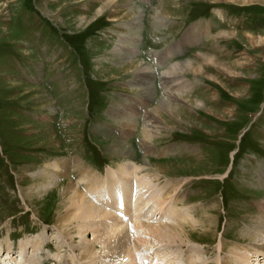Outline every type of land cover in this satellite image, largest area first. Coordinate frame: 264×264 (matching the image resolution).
I'll list each match as a JSON object with an SVG mask.
<instances>
[{
  "label": "rangeland",
  "instance_id": "rangeland-1",
  "mask_svg": "<svg viewBox=\"0 0 264 264\" xmlns=\"http://www.w3.org/2000/svg\"><path fill=\"white\" fill-rule=\"evenodd\" d=\"M105 1L0 0V263L91 264L80 254L89 244L95 264H264V0ZM164 91L178 96L172 112L159 108ZM61 161L151 181L140 216L121 221L123 260L93 242L109 218L82 236L61 226L68 180L87 193L76 167L30 193ZM105 202L100 211H116ZM139 224L182 239L158 243Z\"/></svg>",
  "mask_w": 264,
  "mask_h": 264
},
{
  "label": "bare ground",
  "instance_id": "bare-ground-1",
  "mask_svg": "<svg viewBox=\"0 0 264 264\" xmlns=\"http://www.w3.org/2000/svg\"><path fill=\"white\" fill-rule=\"evenodd\" d=\"M113 3H114V0H106L102 4L103 10L105 8L109 7L110 5H112ZM132 13H133L132 11H129L128 15L130 16ZM137 20H139V19H137ZM134 23H135L134 25L137 26V29L134 28L133 32H134V35L138 36L140 21H134ZM131 38H133V37H131ZM188 40L189 41H194V36L191 37L190 35H188L186 41H188ZM128 46L130 47L129 50H133L134 49L132 45L128 44ZM121 57H122V55H121ZM126 59L131 60V58H128V57ZM200 60L202 61L203 64H206V63L207 64H212V63H215V61H216L215 58L208 57V56H205V55H200ZM129 63H132V62L130 61ZM203 64H202V66H203ZM181 66L184 67V68L189 69L191 64H190V62H188V63L182 64ZM168 70L169 71H175V66L171 67ZM197 71H200V69H197ZM141 75H140L141 78H139V82L138 83L141 84V86L146 87L145 90H147V91H145L143 94H144L145 98L148 97L147 99L150 100L151 97H152V96H150L151 93H152V85H151L152 78L145 72L142 73ZM169 84H170V82H169ZM172 88H174V87H172ZM168 92H169V90H168ZM164 93H165L166 97H164V99L161 102H159V108L160 109L162 108V109H164V111H167V112L168 111L172 112L173 110L171 108V104L170 103L172 101L179 100L178 96L175 93H166L165 91H164ZM128 121H130L131 124H132L131 118L128 119ZM118 144L119 143H117V145ZM123 145L126 146V143L123 144ZM123 145H122V147H123ZM129 153L131 154V152H129ZM62 161L59 162L60 163L59 166L58 165H56V166L47 165V166H45L43 168V170L38 172L36 174V176L37 177H42L45 182H43L42 184H39V185L37 184L36 186H33V188H31V190H30V193L31 192H35V193H37V195H38L39 192H41L42 194L46 193V192L50 191V189H52L54 187L56 188L58 186V184H57L58 182L57 181H58L59 177L63 178L64 176H68V173H70V171H71L70 167H73L72 171H74V172L79 170V174L76 172L79 175V181H87V183H86L87 185L85 186L86 187L85 191L87 193L85 192L86 194H83L84 192L83 193L79 192L80 190H79V188L77 186L78 183L76 185L70 179L68 180V183H67L66 187H64V188L62 187L63 188L62 192H63V194L66 197H68L70 210H68L65 213V215L59 217V222L62 223L61 226L63 228H66L65 230H68L69 227L72 226V224H75L74 228H73L74 232H77V235L82 236L83 235V233H82L83 231L84 232L85 231L86 232L87 231L90 232V231H93L94 228L97 229L98 227L107 226L108 224L107 225H105L104 223L103 224H99L98 220L101 219V218L102 219L103 218H109L108 222L110 223V226H109L110 228H106V231L104 232L102 237L98 236V237L94 238L93 242L94 241L95 242L98 241L100 243V245L103 247L102 249H104L103 250L104 252H105V250L112 252L111 253V257H108V259L106 257V259L104 258L105 260L112 261L113 259H120V258H122V260H123L124 255H125L124 253H125V251H127V250H125L126 247H127V244H125L126 243V241H125L126 240V236H125V234H122V231H123L124 228H122L123 225H122L121 221H122V219L125 216H127L129 214L131 216H133V218L136 217V215L140 216V214H139V211H140L139 204L136 206V204L139 202V198L138 197H141V192L142 191L144 193L145 192H149L150 193L152 191L151 184L149 183L151 181H147L148 179L144 180L142 178L137 177L138 168L131 169L132 167L130 168L129 166H128V168L119 167V169L117 170V172L114 175H112L111 173L109 174V172L107 171V175L105 176V178H100V177L98 178V177H96V176H94L92 174H90V176H89V172L88 171H84L85 169L84 170L81 169L80 165L78 166V165H73L72 164L73 166H71V164H69V161L68 162L67 161L66 162H62ZM75 167H76L77 170H75ZM61 172H63V173H61ZM79 184H80V182H79ZM143 192H142V194H143ZM27 193H28V191H27ZM150 197H153V196H150ZM168 197H169L168 200H170V196H168ZM148 198H149V196H148ZM100 199H105V201H107L105 203L109 204L107 206H111L112 207L114 205L113 208H115L116 211L118 210L119 214H122L121 217H118L116 215V211L113 212V213L109 212V214L105 213V211L104 212L100 211V209H98V207L96 205V204H98V203H96V201L100 200ZM150 199H148V201ZM161 199H162V197H161ZM165 199L166 198H164V200ZM118 201H121V203L118 204ZM151 201H153V200H151ZM161 202H163V201H161ZM174 202H175V204L177 202L178 203H182L176 196L174 198ZM116 203H117V205H116ZM147 204H149V203H147ZM104 206H106V205H104ZM157 207H158V205H157ZM132 208L134 210H133V212L132 211L130 212V210ZM140 208H142V207L140 206ZM142 209H144V208H142ZM104 210H105V208H104ZM106 211H109V210L106 209ZM118 211H117V213H118ZM123 213H124V215H123ZM167 218H168V216H167ZM260 219H261V221L257 220L260 224L258 222H257V224H259V227H260L259 229L264 230V219L263 218H260ZM139 220H140V218H139ZM147 220H149V219L147 218ZM137 228H138V230L141 229L145 233L151 234L152 237H154V239L156 241H158V243H160V242L164 243L165 242L166 245L172 244V242H174V240H177V238L179 240L182 239L181 236L183 235L182 232H180V231H179V234H178V232L176 233V229H173L174 227H171L170 225L169 226H167V225L160 226L159 225L157 227H149V226L144 227V226L139 224L137 226ZM255 228L257 229V225L255 226ZM180 233L182 235H180ZM247 233H248V231H247ZM128 237H129V235H128ZM257 238H255L254 240H255V242L259 243L260 239H257ZM71 240H72V238H71ZM136 240H139L140 244H141V241L145 242V241H143L142 238L136 239ZM80 249H81L80 250L81 251V253H80L81 256L84 257V258L88 257L87 259L90 258V263L91 264H95V262H96V260L98 258L95 256L96 252H94V250L91 248V246L89 247V244H87L86 246L81 247ZM103 251H102V253H104ZM128 251H130V250H128ZM100 253H101V251H100ZM104 255H106V254H104ZM107 256H110L109 253H108ZM255 258H258V257H255ZM128 259L129 258H127L126 260L129 261L131 258L129 260ZM131 262L132 261H130L129 263H131ZM252 262H253V264H255V263L256 264H261L263 261L261 262V260H259V259H253ZM0 264H2V263H0Z\"/></svg>",
  "mask_w": 264,
  "mask_h": 264
},
{
  "label": "snow or ice",
  "instance_id": "snow-or-ice-1",
  "mask_svg": "<svg viewBox=\"0 0 264 264\" xmlns=\"http://www.w3.org/2000/svg\"><path fill=\"white\" fill-rule=\"evenodd\" d=\"M123 206V205H122Z\"/></svg>",
  "mask_w": 264,
  "mask_h": 264
}]
</instances>
